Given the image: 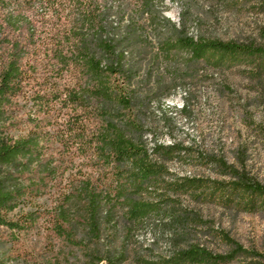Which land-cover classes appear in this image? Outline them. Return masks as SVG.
<instances>
[{
  "label": "rangeland",
  "instance_id": "rangeland-1",
  "mask_svg": "<svg viewBox=\"0 0 264 264\" xmlns=\"http://www.w3.org/2000/svg\"><path fill=\"white\" fill-rule=\"evenodd\" d=\"M158 9L159 19L130 56V89L145 144L178 148L169 159L155 155L166 173L145 183L148 191L141 194L144 200L160 201V212L131 230L121 218L124 209L107 217L106 208L95 240L79 221L84 204L73 199L65 205L72 220L67 226L85 245L59 237L55 219L65 201L61 194L79 186L80 174L91 171L77 160L66 171L62 167L42 196L25 199L5 215L16 220L37 211L40 218L20 231L0 227V264H96L98 257L109 255H123L122 264H153L192 245L214 254L234 253L236 247L223 236L242 250L228 262L198 264H264V197L232 187L241 177L264 185V55L215 68L182 52L167 59L158 51L159 42L182 33L263 46L264 0H165ZM18 121L7 122L15 125L4 135H26L30 126ZM223 164L244 176H233ZM188 179L206 183L188 189Z\"/></svg>",
  "mask_w": 264,
  "mask_h": 264
},
{
  "label": "trees",
  "instance_id": "trees-1",
  "mask_svg": "<svg viewBox=\"0 0 264 264\" xmlns=\"http://www.w3.org/2000/svg\"><path fill=\"white\" fill-rule=\"evenodd\" d=\"M165 0H0V227L24 230L40 214L27 212L16 220L5 215L27 198H38L59 177L62 167L82 160L90 172L80 174L79 186L64 198L55 219V232L75 246L65 205L82 202L80 223L93 239L100 238L103 212L110 217L124 209L122 220L131 230L157 215L160 201L141 198L144 185L163 176L155 158H171L175 146L150 149L134 113L130 56L159 19ZM167 59L182 52L215 68L247 55H264V45L181 35L158 43ZM22 101H19L20 99ZM23 103V104H22ZM13 119L30 126L24 136L4 135ZM225 166V164H223ZM233 176H244L225 166ZM9 169V170H6ZM206 182L188 179V189ZM233 189L264 197V185L241 177ZM73 203V202H72ZM192 245L153 264L228 262ZM125 257L100 256L96 264H122Z\"/></svg>",
  "mask_w": 264,
  "mask_h": 264
}]
</instances>
